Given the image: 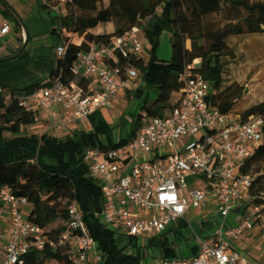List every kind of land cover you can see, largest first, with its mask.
<instances>
[{
	"label": "built area",
	"instance_id": "obj_1",
	"mask_svg": "<svg viewBox=\"0 0 264 264\" xmlns=\"http://www.w3.org/2000/svg\"><path fill=\"white\" fill-rule=\"evenodd\" d=\"M72 0H40L46 14L63 17ZM12 24L0 10V41L6 40ZM69 40L74 35L68 34ZM148 41L140 27L114 35L107 44H90L77 54L71 73L96 80L88 94L74 82L57 80L38 88L25 106L57 120L69 117L81 130L91 131L90 115L109 108L120 91L139 77L129 64L147 58ZM58 44L56 56L65 54ZM188 64L182 77V99L173 109L145 119L134 134L114 146L90 147L83 153L89 176L98 181L103 197L99 221L123 238L124 252L131 243L142 245L161 237L168 229L188 225L187 215L208 206L216 210L210 232L195 234L189 256L161 258L157 264H248L237 248L248 232L264 235V206L252 202L250 189L255 176L241 171L244 162L264 144V119L242 122L222 114L211 104L213 84ZM1 90V89H0ZM34 106V109L30 108ZM0 206L6 222L0 233V264H26L30 251L46 246L66 247L71 264H107L83 220V210L74 202L68 210L67 227L56 241L29 219L31 205L8 185L0 186ZM235 213V227L226 226Z\"/></svg>",
	"mask_w": 264,
	"mask_h": 264
},
{
	"label": "trees",
	"instance_id": "obj_2",
	"mask_svg": "<svg viewBox=\"0 0 264 264\" xmlns=\"http://www.w3.org/2000/svg\"><path fill=\"white\" fill-rule=\"evenodd\" d=\"M70 5L63 17L48 14L50 24L58 27L52 34L66 47L48 81L22 90H0V186L8 185L16 195L27 199L31 205L29 219L54 241L68 225L69 207L78 203L97 251L107 264H142L148 250L159 247L167 258H172L184 240L180 232V226L184 225L168 229L146 245L131 243L135 251L125 254V247H119L114 231L96 217L104 201L100 183L89 176L83 153L87 148L103 147L113 140L114 129L101 111L90 115L91 131L78 130L74 135L57 139L28 133L37 116L25 103L38 88L57 80L66 85L74 82L88 94L91 80L71 73L77 54L90 44H107L114 35L140 27L149 50L147 58L129 61L143 76L145 87L136 90L133 96L137 104L131 115L132 134L143 120L179 105L181 77L189 59L200 60L198 72L213 84L211 104L222 114L236 115L242 122L251 117L264 119V100L243 111H234L243 97L241 90L231 92L223 82L226 61L233 57L231 38L264 35V0H72ZM2 8L7 20L18 30V21ZM39 9L44 12L45 5L40 3ZM92 19L101 25L112 22L117 32L95 33L90 26ZM164 33L172 39L168 60L159 58L157 53ZM68 34L74 38L69 40ZM241 171L255 176L250 189L252 202L264 206V144L244 162ZM207 224L203 222L201 229ZM26 264H71V259L66 247L46 246L42 251H30Z\"/></svg>",
	"mask_w": 264,
	"mask_h": 264
},
{
	"label": "rangeland",
	"instance_id": "obj_3",
	"mask_svg": "<svg viewBox=\"0 0 264 264\" xmlns=\"http://www.w3.org/2000/svg\"><path fill=\"white\" fill-rule=\"evenodd\" d=\"M7 2L19 11L23 22L25 18L28 17L29 22L34 25V23L43 17L42 11L40 9L38 10L35 8V6L30 8L25 0H7ZM20 5L25 7V11H23V13L22 11L20 12ZM0 10H3L2 6H0ZM44 14L45 17L49 19V15L46 13ZM90 26L95 33L117 32L112 22L101 25L96 20L92 19L90 21ZM50 28L51 31H58V27L56 25L50 24ZM14 30H16L15 26L12 25V32ZM171 40V35L167 33H164L161 36L160 45L157 51L159 58L168 60L171 57ZM230 42L233 49V57L226 61L223 82L224 87L229 89L231 92H235L238 89L241 90L243 97L234 108V111L240 112L264 100V35L231 38ZM146 50L148 53L149 44ZM192 61L193 60L189 59L188 64H191ZM199 64L200 60H198L196 66H199ZM143 82V77H141V79L139 78L137 81L129 83V87H125L120 91L119 95L111 103L109 108L101 110L105 121L114 129L112 142L105 143L104 146H114L132 133L134 121L131 118V115L137 104V100L133 96L136 90L145 89ZM0 87L6 92L10 90H22L26 88V86L13 88L6 85L5 83H1ZM30 108L34 109V106L30 105ZM48 123V120H39L36 127H30L27 131L29 134L48 135L57 139H64L66 136L74 135L78 130H81L80 127L76 125L73 126V131L65 132L63 129L59 130L57 127ZM1 208L2 206H0V212ZM216 213L217 212L213 207L208 206L200 213L198 212L191 216L187 215L186 218L189 220L188 225L183 227L180 226V232L182 233L184 240L179 248H184L185 243L191 244L193 242L195 234L201 233L200 226L203 221L209 220L210 223L208 224V228L202 231V234L208 233L214 227H217L220 222H213ZM236 220L237 215L235 213L231 214L226 220V226L235 227L237 224ZM2 229L3 227L1 226L0 233ZM171 235L172 233L169 234V236ZM116 241L119 247H123V245H121L124 243L123 238L118 237ZM146 244V242L142 243V245ZM133 251H135V249H133ZM174 256H176V254H174ZM161 258H167L161 247L150 248L142 264H157Z\"/></svg>",
	"mask_w": 264,
	"mask_h": 264
},
{
	"label": "crops",
	"instance_id": "obj_4",
	"mask_svg": "<svg viewBox=\"0 0 264 264\" xmlns=\"http://www.w3.org/2000/svg\"><path fill=\"white\" fill-rule=\"evenodd\" d=\"M25 1L30 8L35 6L39 10L40 2L35 0ZM4 2L12 17L20 23V27L18 30L11 31L6 40L0 41V84L5 83L13 88L43 84L48 81L49 73L56 66L58 58L56 56V47L59 41L57 35L52 34L50 20L45 17V12H42L43 17L40 20L37 19L39 21L34 23V25L29 22L28 17L23 22L19 11L9 4L7 0H4ZM0 6L2 5L0 4ZM19 7L20 12L22 11L23 13L25 7L22 5ZM141 77L143 76L139 74L138 79H141ZM91 86L96 88V80L91 79ZM0 89L2 88L0 87ZM35 112L37 122L33 127H36L39 120H48V124L57 127L59 130L63 129L65 132L73 131V126H76L69 117L61 116L55 120L47 114L39 111ZM202 211L204 209H198L189 216ZM5 222L6 213L1 209L0 228L4 226ZM200 227L202 228V225ZM262 235L258 231L248 232L236 244L237 248L246 256L248 264H264V235ZM193 252L194 243L192 242L191 244L185 243V247L182 249L178 248L175 254L189 256Z\"/></svg>",
	"mask_w": 264,
	"mask_h": 264
},
{
	"label": "water",
	"instance_id": "obj_5",
	"mask_svg": "<svg viewBox=\"0 0 264 264\" xmlns=\"http://www.w3.org/2000/svg\"><path fill=\"white\" fill-rule=\"evenodd\" d=\"M0 4L3 6V7H5L6 8V3L4 2V0H0Z\"/></svg>",
	"mask_w": 264,
	"mask_h": 264
}]
</instances>
